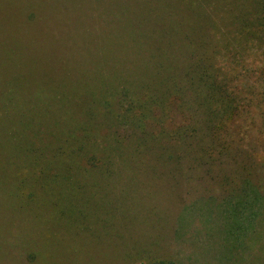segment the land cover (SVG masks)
<instances>
[{
  "label": "rangeland",
  "instance_id": "374dc122",
  "mask_svg": "<svg viewBox=\"0 0 264 264\" xmlns=\"http://www.w3.org/2000/svg\"><path fill=\"white\" fill-rule=\"evenodd\" d=\"M208 1L73 6L72 29L51 27L45 54L40 35L27 39L32 25L14 35L0 0V121L10 125L0 133V264H264V204L235 234L219 184L235 169L264 186V130L236 122L237 163L175 160L187 149L173 132L194 106L182 98L179 109L167 77L204 35V48L233 36L230 14L259 12L263 0Z\"/></svg>",
  "mask_w": 264,
  "mask_h": 264
},
{
  "label": "trees",
  "instance_id": "16d2710c",
  "mask_svg": "<svg viewBox=\"0 0 264 264\" xmlns=\"http://www.w3.org/2000/svg\"><path fill=\"white\" fill-rule=\"evenodd\" d=\"M112 1L113 3H110L111 0H10V16L15 25L14 35L19 31L18 24L32 25L31 32H27L28 41L33 35H40L43 38V45L38 53L44 51L45 54H48V48L52 46L46 45V39L53 35L50 28L52 27L55 33L57 31L61 33L59 27L62 25V31L68 34L67 29H72V22L69 26L67 20L72 19L75 14L73 6L79 8L80 13V11L88 9L89 5L94 7L102 5L109 9L115 7L114 3L117 1L132 5L137 4L139 0ZM146 1L182 11V7L187 8L192 0ZM210 2L211 0L204 3L203 6ZM259 4L261 8L259 12L248 15L240 13L235 16L230 14L229 22L231 24L228 26L232 27L234 35L222 39L220 45L217 47L215 45L214 48L209 46L204 48L206 45V36L204 35L203 41L205 42L201 41V45L194 46L199 52L201 48H204L201 53L192 52V55L189 56L191 61L184 65L181 64L177 68L178 73L173 71L167 77L168 80L171 79L175 83L172 84V87L174 93L178 95L179 109L184 107L182 98L190 101L189 106H194V112L183 111L186 123L173 132V138L177 145L181 143L187 149L183 155L175 156L176 161L188 158L187 161L190 160L192 164L204 163L212 166L218 162L217 165L222 167L220 164H223V159L236 161L238 156L235 148L240 147L238 141L241 139L233 132L236 122L241 131H249L252 128L264 130V52L258 51L259 48H264V0ZM57 8L64 10L62 9L60 13L59 9L56 10L59 16L57 15L55 19L53 10ZM51 10L52 12H50ZM21 15H23L24 21L19 20ZM207 17H209L208 14ZM37 18L40 22L33 24ZM33 25H42V28L38 32H34ZM207 44L210 45V43ZM15 45L17 42L12 40L10 54L15 55L12 58L20 62L21 56L16 55L18 51ZM249 48H254L252 51L255 53L251 61H247L246 58ZM247 64H252L254 69L248 68ZM6 92L7 100L8 95L13 93L12 86ZM116 94L117 91L113 97ZM13 101L17 100L13 98ZM254 101H256L255 105H251ZM14 104L16 105V103ZM195 116L200 117L195 118ZM9 128L8 123L0 121V133L8 131ZM261 133L264 135V132ZM190 140H194V143H190ZM18 144L19 137L16 136L15 148ZM259 144H262L264 150V139ZM35 155H32L33 159ZM259 161L263 165L262 170L264 171V153L260 156ZM234 171L235 169L231 173L219 175V184L224 189L220 204L234 221L232 231L236 234L237 231L243 230L244 225L250 221L248 216L247 222L242 220L244 217L241 216L254 217L260 205L264 204V186L257 183L249 176V173L242 176L241 171L233 174ZM238 197L240 199L236 204L230 202Z\"/></svg>",
  "mask_w": 264,
  "mask_h": 264
}]
</instances>
